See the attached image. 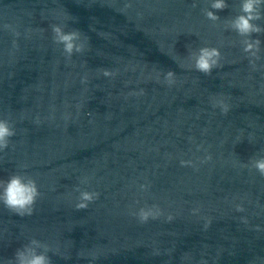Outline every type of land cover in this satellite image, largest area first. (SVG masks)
Listing matches in <instances>:
<instances>
[{"label":"clouds","instance_id":"clouds-1","mask_svg":"<svg viewBox=\"0 0 264 264\" xmlns=\"http://www.w3.org/2000/svg\"><path fill=\"white\" fill-rule=\"evenodd\" d=\"M239 14L234 16L229 24V28L237 35L244 37L243 51L255 55L259 51L260 40L249 39L253 34L264 33V28L254 23L264 19L262 7L264 0H240ZM228 7L226 0H210V8L215 11H222ZM206 10L205 16L211 21L220 19L215 11ZM54 42L63 45V52L70 58L73 52H81L82 45L78 44L79 34L77 32H64L61 27L53 26ZM220 51L214 47H201L191 54L193 67L196 71L210 75L214 68L219 66ZM105 76L110 73L105 70ZM174 73L169 70L165 73L164 79L169 85L172 84ZM227 106L223 111L227 112ZM14 130L7 121L0 120V150L7 148L9 137L14 135ZM183 163V162H182ZM251 167L255 168L261 176H264V156L251 161ZM39 192L34 180L30 177L19 174L10 175L7 180L0 181V203L18 216H30L33 212V205L36 202ZM98 197L97 193L89 191H80L78 202L75 207L77 210L86 209L88 204ZM152 216L151 210L141 209L138 218L141 222H146ZM154 218V217H153ZM38 249L40 251H38ZM50 251L46 244H42L36 239L30 240L27 244L18 248L13 257L7 264H51V258L48 256Z\"/></svg>","mask_w":264,"mask_h":264}]
</instances>
